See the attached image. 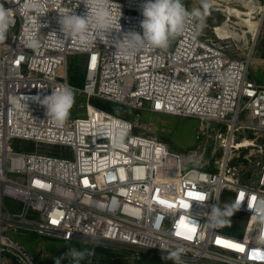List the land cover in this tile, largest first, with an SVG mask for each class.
<instances>
[{"label":"built area","instance_id":"obj_1","mask_svg":"<svg viewBox=\"0 0 264 264\" xmlns=\"http://www.w3.org/2000/svg\"><path fill=\"white\" fill-rule=\"evenodd\" d=\"M42 2L38 16L19 11L24 0H0L14 20L0 42V264H35L10 232L123 247L137 259L178 251L179 261L169 259L174 264H264V162L243 179L231 165L233 149L243 144H235L238 133L264 135V87L250 76L254 49L235 57L221 45L228 38L218 26L215 40L189 17L166 49L146 46L124 60L115 42L128 32L142 34L145 0H111L109 42L93 30L86 48L58 22L62 12L84 16L85 5ZM261 14L254 43L261 32L264 40V4ZM30 38L36 47L27 46ZM76 56L83 59L82 87L69 81L68 63ZM63 87L88 101L83 117L58 125L31 97L43 99ZM95 98L196 118L200 144L174 152L146 125L91 104ZM211 137V156L223 152L214 165L206 162L203 143ZM13 140L35 146L13 151ZM45 146L62 153L42 152ZM5 198L19 202L18 209H7ZM214 205L225 212L221 225L208 222Z\"/></svg>","mask_w":264,"mask_h":264},{"label":"rangeland","instance_id":"obj_2","mask_svg":"<svg viewBox=\"0 0 264 264\" xmlns=\"http://www.w3.org/2000/svg\"><path fill=\"white\" fill-rule=\"evenodd\" d=\"M236 0H206L209 7L205 12L203 4L205 0H183L185 8L189 11L200 10L201 17H197V23L202 29V33L209 38L218 40L215 34V27H222L227 30L230 38L221 43L229 53L238 58H243L249 55L250 51L254 49V59L250 65V76L258 85L264 87V40L262 39V32L259 34L257 42L254 43L253 37L256 30L259 29L262 14L260 6L264 4V0H246L245 3L250 4L251 1L255 4L254 19L249 24L246 21L249 17L242 16L241 18L235 15L230 16L229 10L231 8L240 9L243 12H249V6L246 9L241 3H236ZM253 4V3H252ZM237 13V12H236ZM174 45V41L172 42ZM82 59L75 63V68L84 73ZM71 66V60L68 63V70ZM75 93V103L71 108L69 119L83 117L86 112L85 104L88 101L86 95ZM99 100V99H98ZM91 104L97 105L95 99L90 100ZM106 109H113L115 111H122L126 115L125 118L133 122H140L146 125L149 132L164 140L171 150L177 153L186 154L200 144L196 139V131L200 126V121L196 118L180 117L173 115H165L159 113H152L147 111H136L128 109L122 105L115 103H103ZM98 106V105H97ZM102 108V107H101ZM139 114V117L137 116ZM207 146V159L214 165L217 161H221L223 152H217L216 157H212L213 149L215 148L214 137L203 141ZM249 143L238 150L233 149L232 166H236L241 173L243 179L251 171H258L260 164L264 162V135L253 131H242L236 135L235 144ZM35 143L24 140H13L10 148L13 151H23L24 148L31 150ZM42 152H58L62 153L59 148L41 147ZM4 206L10 211L18 209L19 202L16 200L5 198ZM9 235L28 252L35 264H55L57 258H61V264H75V258L70 254L71 249L79 251L87 250L90 257L86 256L81 259L79 264H174L166 257L156 253H140L141 258L137 259L135 253L123 247H113L102 243L94 242H75L64 241L62 239L39 235L34 232H10ZM96 253L98 258L94 260L93 254ZM134 254V255H133ZM100 257V258H99ZM95 258V259H96ZM13 264L12 262H5V264Z\"/></svg>","mask_w":264,"mask_h":264},{"label":"clouds","instance_id":"obj_3","mask_svg":"<svg viewBox=\"0 0 264 264\" xmlns=\"http://www.w3.org/2000/svg\"><path fill=\"white\" fill-rule=\"evenodd\" d=\"M80 3H83L87 9L84 16L76 15L74 10L59 13L58 22L61 31L64 35L75 38L80 46L86 48L93 42L92 31L94 30L96 39L107 44L108 34L114 29L111 0H80ZM42 7V0H24L19 11H35L40 16L44 14L41 11ZM203 7L206 12L209 7L206 0ZM142 16L143 20L140 23L142 34L128 32L122 39L115 42L116 53L124 60L131 61L136 53L146 46L166 49L171 39L183 33L189 17H201L202 13L198 9L189 12L183 0H145L142 5ZM13 23L11 10L0 6V42L7 38ZM27 46L36 47L37 42L30 38ZM31 99L42 104L46 109V116L61 125L70 115L75 103V93L71 87H63L59 91H52L43 99L39 96L31 97ZM224 216L225 212L214 205L208 222L210 225H221L225 223ZM70 254L75 258V264H79L80 260L89 253L86 249L83 251L71 249ZM62 258H57L55 264H61ZM166 258L179 261L180 253L173 251Z\"/></svg>","mask_w":264,"mask_h":264},{"label":"trees","instance_id":"obj_4","mask_svg":"<svg viewBox=\"0 0 264 264\" xmlns=\"http://www.w3.org/2000/svg\"><path fill=\"white\" fill-rule=\"evenodd\" d=\"M79 59H82V58L79 56H76V57H73L70 59L71 60V66L69 67L68 74H69V81L72 85L77 86V87H82L84 84V80H85V72L81 74L80 70L78 68H75V66H76L75 63L77 61H79ZM82 61H83V59H82ZM95 100L97 101L96 104L98 105V107H100V108L102 107L103 109L107 108L104 106L103 103H105V102L108 103V101L98 100L96 98H95ZM109 103H111V102H109ZM108 112H110L113 115L119 116V117H126V115L123 113V110L122 111H115V110L109 108ZM88 253H89V251H88ZM87 256L90 257V253ZM93 257H94V260H96V262H100V261H97L98 256L96 253L93 254Z\"/></svg>","mask_w":264,"mask_h":264},{"label":"bare ground","instance_id":"obj_5","mask_svg":"<svg viewBox=\"0 0 264 264\" xmlns=\"http://www.w3.org/2000/svg\"><path fill=\"white\" fill-rule=\"evenodd\" d=\"M242 1V3H244V6H246V9H247V7L249 6V12H243V11H241L240 9H237V8H231L230 10H229V15L230 16H233V15H235L236 17H239V18H241L242 16H246V17H249L246 21H248L249 22V24L251 23V24H253L252 23V21H253V19H254V14H255V12H254V9H255V4H254V2L253 1H251V3L250 4H248V3H245V1L246 0H236L235 2L237 3V2H241ZM253 3V4H252ZM260 10L262 11V6H260ZM237 12V13H236ZM254 25V24H253ZM224 26V25H223ZM223 26L222 27H219L217 30L219 31V34L221 35V36H223V37H227V38H230V36L228 35L229 33H227V30L228 31H230L228 28H226L227 30H225V29H223ZM259 26H260V23H259ZM256 31H258V30H256ZM249 143H245V144H242V145H240L239 147H244V146H247Z\"/></svg>","mask_w":264,"mask_h":264}]
</instances>
